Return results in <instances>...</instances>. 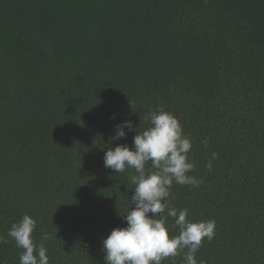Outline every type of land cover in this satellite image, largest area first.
<instances>
[{
	"label": "trees",
	"instance_id": "16d2710c",
	"mask_svg": "<svg viewBox=\"0 0 264 264\" xmlns=\"http://www.w3.org/2000/svg\"><path fill=\"white\" fill-rule=\"evenodd\" d=\"M160 108L202 181L173 183L170 206L216 223L198 264H264V0H0V264H19L7 231L23 215L49 264H105L134 170L106 169L104 153L131 150Z\"/></svg>",
	"mask_w": 264,
	"mask_h": 264
},
{
	"label": "clouds",
	"instance_id": "9594fccd",
	"mask_svg": "<svg viewBox=\"0 0 264 264\" xmlns=\"http://www.w3.org/2000/svg\"><path fill=\"white\" fill-rule=\"evenodd\" d=\"M110 119H115L113 114ZM150 127L133 137L131 150L127 144L108 148L103 156V165L115 173L133 169L129 180L134 189L128 200V211L123 216L126 226L114 228L102 240L105 264H161L169 257L183 253L184 264H198L196 253L204 239L215 237V220L193 222L188 220V210L170 206V189L173 185L199 187L202 183L189 175L194 164L188 153L192 144L183 133L178 119L163 108L146 113ZM125 129L133 130L130 120L117 124L112 140L126 137ZM213 159L216 154H212ZM150 164L151 170L146 168ZM211 171V162L207 165ZM150 214V215H149ZM173 218L178 235L169 236L167 218ZM36 221L23 215L19 222L12 223L7 237L21 249L19 264H49L44 243H34ZM49 239L42 233L41 240ZM8 243L0 236V245ZM186 249V251H185ZM203 264V262H199Z\"/></svg>",
	"mask_w": 264,
	"mask_h": 264
}]
</instances>
